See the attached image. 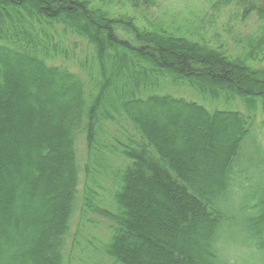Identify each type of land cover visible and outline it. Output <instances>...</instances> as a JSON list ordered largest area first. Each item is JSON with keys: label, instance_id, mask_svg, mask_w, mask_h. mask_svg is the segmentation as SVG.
Masks as SVG:
<instances>
[{"label": "trees", "instance_id": "1", "mask_svg": "<svg viewBox=\"0 0 264 264\" xmlns=\"http://www.w3.org/2000/svg\"><path fill=\"white\" fill-rule=\"evenodd\" d=\"M234 2L264 31V0H218ZM70 38L87 45L80 69L63 62ZM257 47L234 57L105 2L0 0V264H68L94 216L110 222V264H264V191L239 200L248 147L264 158Z\"/></svg>", "mask_w": 264, "mask_h": 264}, {"label": "rangeland", "instance_id": "2", "mask_svg": "<svg viewBox=\"0 0 264 264\" xmlns=\"http://www.w3.org/2000/svg\"><path fill=\"white\" fill-rule=\"evenodd\" d=\"M139 1L141 4L137 8L130 0H94L96 5H103L105 2L107 8L116 16L134 18L141 27L162 25L168 30H173L194 40L204 39L213 47L221 48L234 57H245L249 52L258 50L257 46H264L263 22L260 20V16L257 13L246 15L244 6L241 7L237 2L229 6H222L218 0H151L147 5L144 0ZM64 47L68 55L64 57L63 62L74 69H80V63L89 57L87 56V45L82 40L70 38L65 40ZM260 56L256 65L264 67V55ZM168 89L177 97L198 102L203 100L202 97L189 89L175 87ZM207 103L213 104L214 107L216 106L215 108H226V105L221 103L208 101ZM255 133L264 147V119L261 115L257 117ZM251 145L247 149L245 158L250 161V165L242 179L249 185L247 188L242 187L239 191L240 202L249 206L257 204L264 191V158L262 153L254 150ZM78 149L81 168L80 190H82L85 179L83 169L87 159L85 143L82 142ZM103 196L107 199V194H103ZM92 219V224L78 231L79 237L76 238V244L73 243V239L69 240L68 264H110L109 260L100 252L97 253L100 242L104 243L110 236V222L100 216H94ZM78 225L79 218L76 214L72 223V236H74ZM244 230L245 225L239 219L237 225L232 227L228 233L230 236L233 234L232 232L239 233ZM237 235L239 234H234L235 237ZM238 251L240 253V250ZM239 253L232 252V256L236 257Z\"/></svg>", "mask_w": 264, "mask_h": 264}]
</instances>
